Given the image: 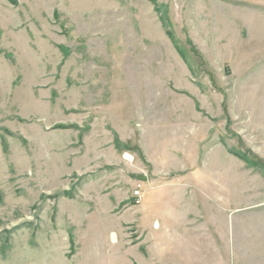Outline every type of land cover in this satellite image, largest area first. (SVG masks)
Returning <instances> with one entry per match:
<instances>
[{
    "label": "rangeland",
    "instance_id": "1",
    "mask_svg": "<svg viewBox=\"0 0 264 264\" xmlns=\"http://www.w3.org/2000/svg\"><path fill=\"white\" fill-rule=\"evenodd\" d=\"M159 184L162 264H264V0H0V264H131Z\"/></svg>",
    "mask_w": 264,
    "mask_h": 264
},
{
    "label": "crops",
    "instance_id": "2",
    "mask_svg": "<svg viewBox=\"0 0 264 264\" xmlns=\"http://www.w3.org/2000/svg\"><path fill=\"white\" fill-rule=\"evenodd\" d=\"M150 188L158 189V192L154 193L151 197V201L156 207V210L158 207V211H156L157 214L153 208H151L152 206L149 200V203L147 201L144 206H140L137 211L135 210V215L134 213L132 215L136 223L141 224L144 220L148 223V239H146L147 241L145 240V242L148 243L146 246L147 249L145 250L142 248V245L139 244L134 250L135 252H133L135 257L133 255H128L127 257L131 264H162L163 260H167V258H164L166 255L164 251H166L167 248L165 246L171 245V247H173V251L171 252L172 257L176 259V256L178 261H181L180 259L183 260V246H181V244L185 238V234H183L180 229L179 216L173 213L172 210L164 209L162 206H159L162 205V202L165 199L162 193L165 191L164 185H150ZM130 199L133 203L131 196ZM134 205L135 204H132V206ZM135 208H137V206ZM149 209L153 210L154 213ZM160 257H163V260H160Z\"/></svg>",
    "mask_w": 264,
    "mask_h": 264
},
{
    "label": "built area",
    "instance_id": "3",
    "mask_svg": "<svg viewBox=\"0 0 264 264\" xmlns=\"http://www.w3.org/2000/svg\"><path fill=\"white\" fill-rule=\"evenodd\" d=\"M142 188L143 186H141V181L135 182L134 188L132 189L131 192V198L133 199V202L139 203L141 201Z\"/></svg>",
    "mask_w": 264,
    "mask_h": 264
},
{
    "label": "bare ground",
    "instance_id": "4",
    "mask_svg": "<svg viewBox=\"0 0 264 264\" xmlns=\"http://www.w3.org/2000/svg\"><path fill=\"white\" fill-rule=\"evenodd\" d=\"M110 237H111V240H112V241H115V240H116V237H115L114 232H112V233L110 234Z\"/></svg>",
    "mask_w": 264,
    "mask_h": 264
},
{
    "label": "water",
    "instance_id": "5",
    "mask_svg": "<svg viewBox=\"0 0 264 264\" xmlns=\"http://www.w3.org/2000/svg\"><path fill=\"white\" fill-rule=\"evenodd\" d=\"M142 177H143V175H142Z\"/></svg>",
    "mask_w": 264,
    "mask_h": 264
}]
</instances>
